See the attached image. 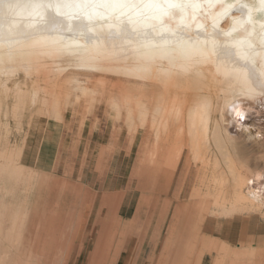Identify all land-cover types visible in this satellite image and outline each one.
Segmentation results:
<instances>
[{
  "label": "rangeland",
  "instance_id": "rangeland-1",
  "mask_svg": "<svg viewBox=\"0 0 264 264\" xmlns=\"http://www.w3.org/2000/svg\"><path fill=\"white\" fill-rule=\"evenodd\" d=\"M85 76L79 77L87 87L101 79L90 75L88 84ZM80 100L69 102L57 120L48 113L50 101L43 110L35 106L19 119L6 118L7 131H0V264H103L114 233L86 229L113 223V209L97 214L102 193L92 209L73 195L87 194L86 183L97 188V180L113 189L119 178L121 195L132 206L122 213L127 246L119 264H264V205H239L235 195L241 186L245 196L248 177L264 174V100L250 103L249 115L258 113L251 135H223L220 150L212 139L191 150L188 133L175 129L153 144L147 132L128 131L123 118L109 116L104 100L89 111ZM39 147L41 173L32 165ZM23 150L29 154L21 161ZM26 163L33 169L13 170ZM150 189L158 195L143 194ZM228 229L243 238L224 248L217 237Z\"/></svg>",
  "mask_w": 264,
  "mask_h": 264
},
{
  "label": "bare ground",
  "instance_id": "bare-ground-1",
  "mask_svg": "<svg viewBox=\"0 0 264 264\" xmlns=\"http://www.w3.org/2000/svg\"><path fill=\"white\" fill-rule=\"evenodd\" d=\"M21 3L29 7L14 16L0 12V131L9 114L19 119L50 101L57 120L80 99L88 111L104 100L109 116L147 132L153 144L175 129L188 133L191 150L211 139L220 150L223 135L255 130L250 103L264 100L261 0ZM81 75L87 83L99 75L94 87L102 89L85 86ZM244 185L245 196L235 189L236 203L263 206L264 174Z\"/></svg>",
  "mask_w": 264,
  "mask_h": 264
},
{
  "label": "crops",
  "instance_id": "crops-1",
  "mask_svg": "<svg viewBox=\"0 0 264 264\" xmlns=\"http://www.w3.org/2000/svg\"><path fill=\"white\" fill-rule=\"evenodd\" d=\"M40 148L41 147H39L38 151L35 150L34 154H33V160H32L33 164L32 165L35 167V169L31 168V166H29V164L26 163V164H23L21 166H16L14 164L13 165L14 166L13 170H16V171L19 170L20 172H24L25 169H33V170L41 173V170L39 168V163L41 162V157H42ZM28 154H29V151L25 152V150H23L22 154H21V161H22V159L26 158ZM19 155H20V150L18 152V156L16 158V162L19 159ZM180 156H181V154H180ZM180 156L178 158L176 167L178 165ZM13 162H15V161H13ZM142 168H143V166L139 167L140 175L143 174ZM146 168H147V170H149L148 167H146ZM120 174H119V177H120ZM164 176L168 177V174L164 173L163 177ZM50 177H51V180H52V176H50ZM100 181L97 180V182H98V187L97 188H95V183L92 184V185L90 183H86L87 189H88L89 192L87 191V194L83 195L82 197L73 195V199H74L73 201H75V203H77L79 201H81V203L87 202L90 205L89 207L92 209V208H95V205L97 203L96 201H98V198H99V196L102 193V201H101V203L98 206L97 214L101 215L102 209H106V208L107 209H113V223L106 224V225H101L98 228H97L96 224H93V225H91V227L87 228L86 230L89 231L90 233H93L94 231H107V232H113L114 233L113 239L111 240V242H110V244L108 246V250L104 253L105 255L103 256V257H106V259L103 260L102 262H103V264H119V263H122L123 254L126 253V251L123 250V249L126 248V246H127L126 243H123V239H122V219H123L122 213H123V210L125 212H127V210L131 209L132 206H131V202L127 203L125 201L126 198L124 197L125 198L124 199L122 197V195H121L122 194V192H121L122 189H121V180H120V178L117 179V181L114 182V186H113L114 188L113 189L106 188V183L103 181L100 184ZM136 181H137V183L142 182V177H139V178L137 177ZM162 182H164V179H163ZM150 190L151 191L146 190L143 194L149 193V194H152V195H158V193H155L153 189H150ZM106 193L110 194V196L111 195L113 196V200L108 202V203H106L105 199H104V197L106 196ZM162 193L165 194L164 192H162ZM87 197H88L89 201L85 200ZM161 210H163V209H161ZM88 217H90V215H88ZM75 230L77 231L78 229H75ZM134 230L137 231V232H142V229L134 228ZM241 235H243V234L241 233L239 235V234H236L235 230L228 229V230H226V235L224 237L219 236L217 238L220 239L222 242H224L223 246H224V248H226V247H228L227 245H231V241H233V239H236L238 237L243 238ZM147 237H148V234H147ZM72 239H73V237H72ZM71 242H72V240H71ZM70 245L71 244H67V247H69ZM140 247H141V244H139L137 242L136 245H135V248L139 249ZM96 248H97V246H96ZM197 248H200V245H198ZM96 253H97V250H96V252L93 251L90 255H92L93 258H94ZM194 253H196V252H194ZM138 256H139V253L136 254V257H138ZM92 261L93 260H91V261L89 260V263L92 262ZM135 261L138 262V260H135ZM200 264H201V261H200Z\"/></svg>",
  "mask_w": 264,
  "mask_h": 264
},
{
  "label": "snow or ice",
  "instance_id": "snow-or-ice-1",
  "mask_svg": "<svg viewBox=\"0 0 264 264\" xmlns=\"http://www.w3.org/2000/svg\"><path fill=\"white\" fill-rule=\"evenodd\" d=\"M261 4L264 5V0H261ZM117 6H127L134 7V5H117ZM147 7H153L155 5H146ZM29 7V5H24L21 3V0H0V12L5 17H11L18 13V10ZM241 8L248 7L246 4H241Z\"/></svg>",
  "mask_w": 264,
  "mask_h": 264
},
{
  "label": "built area",
  "instance_id": "built-area-1",
  "mask_svg": "<svg viewBox=\"0 0 264 264\" xmlns=\"http://www.w3.org/2000/svg\"><path fill=\"white\" fill-rule=\"evenodd\" d=\"M261 134H263L262 132H259V135H260V137L259 138H263V135L261 136Z\"/></svg>",
  "mask_w": 264,
  "mask_h": 264
}]
</instances>
